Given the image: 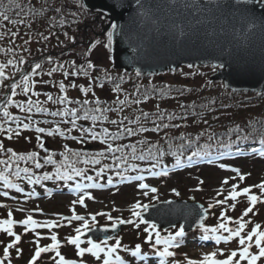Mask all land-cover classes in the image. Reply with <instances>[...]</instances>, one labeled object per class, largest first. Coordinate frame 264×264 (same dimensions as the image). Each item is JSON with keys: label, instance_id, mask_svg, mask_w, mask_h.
I'll list each match as a JSON object with an SVG mask.
<instances>
[{"label": "snow or ice", "instance_id": "1", "mask_svg": "<svg viewBox=\"0 0 264 264\" xmlns=\"http://www.w3.org/2000/svg\"><path fill=\"white\" fill-rule=\"evenodd\" d=\"M175 3L176 0H171ZM250 0H235V5H240L242 3H248ZM264 2V0H261ZM10 4H14L16 15L20 16L21 13L25 15H43L51 10L54 13L62 14L60 23L64 24L63 11L67 8H75L76 11L72 12V16H76L78 13H84L87 11V4L85 0H64L62 6L53 5H41L39 10L35 7V0H30V3L23 5L18 0H10ZM136 4L143 8L141 0H136ZM118 3L113 4V8L119 7ZM191 5L185 4V7ZM231 6V5H230ZM27 8V11H25ZM10 9L5 7L0 10V27H4L6 24L17 25L22 24L24 21L22 19H12L8 14ZM101 15H105L103 12ZM75 22V21H73ZM116 23H111L110 28L106 34L107 43L103 44V47L111 50V45L113 43V37L118 29ZM249 29L255 28L254 23L248 25ZM185 33L183 29H180L179 35L183 36ZM44 41H48L49 36H55V33L49 32L48 35L40 33ZM63 35L71 42L75 43V37L69 36L68 32L65 31ZM19 33L17 31L7 30L0 32V39L9 37L11 39L17 38ZM29 39L24 40V44L29 43ZM58 44H63V41L56 37ZM102 41L97 39L90 44L88 49L85 51L84 56L89 57L94 49L98 45H101ZM0 51L12 53L14 48H0ZM28 52V49H24ZM46 51V49H45ZM31 55V53H29ZM63 55V53H62ZM45 61L51 65L47 72H43L42 64L40 62L34 63L31 66L30 71L26 74L21 72L18 65L25 64L26 60L24 56H20L18 59H8L6 63H0V87L9 88V84L6 83L10 77H14L17 72H21L20 80L17 82H12L10 84V95H3V100L0 101V110H2L3 118L0 120V136L5 137L7 140L11 141L13 139H19L23 135L25 130L34 129L36 135V141L39 149H42L45 153L41 158V153L39 151H27L18 152L12 147H6L4 140L0 138V153H4L5 156L0 158V184L5 189L0 192V197H8V189H15L17 193H25V187H22L17 180H24L27 185H41L43 186V181L56 180L62 181L65 184L71 181H75L74 191L80 192L81 189L84 191L78 196L76 200L72 203V214L70 216H58L59 220L67 221L71 224L72 221H81L79 227L75 228V235H69L66 237V243L68 245H74L76 249V255L80 258L85 257L86 254H90L95 258L97 264H130L129 261L123 259L120 255H114L117 250L121 248V240L119 238L115 239V243L109 244L108 241L113 239L112 237H105L102 241H94L92 238H88L87 246L82 247L81 245L84 241L81 239L84 232L90 231L91 227L89 225V220L85 218L84 215H79L75 211V205H85V199H93L92 194L87 191L91 188H103L104 184L98 181L103 178V174L106 169L115 167L117 171L115 175L120 178V181L130 180V181H141L138 184L140 189H143V195L148 196L149 192L156 193L157 188L150 187L149 184L143 183L145 179L143 175H125L129 169H137L136 164H128V159L131 157L132 160L149 161L148 168L146 169L148 173L152 176H167L168 169L164 165V157L171 154L175 157L174 167H182L184 164L183 159V149L187 147H192L195 144H199L201 137L205 136L207 132V142L196 148L195 151L191 152V155L187 157L188 164L193 162V158H204L211 157V149L215 146L217 149H222L225 151H218L217 156L232 154L233 144H236L235 148L236 155H246L244 149L240 148V141H247L251 133L243 134V129L237 125L235 129H228L229 139L225 141L223 135H218L217 133L210 130L211 125H209V120L205 118L202 112L197 111V107L206 109L207 112L213 113L215 109L210 105L215 104V100H209L207 104L197 105L195 101L191 104H178L180 112H169L167 109L161 108V105L157 103L155 105L154 112L144 111L139 109V115L135 117L134 120L129 119L127 115L123 116L121 119H111L109 120V113H121L124 108L128 105H141L144 102L149 101L153 95L157 96L160 100L168 98L172 92L171 86L165 85L164 87L157 88L153 87L151 92L145 89L141 91L140 86H136L135 92L127 93L124 88L121 87V83H116L115 81L123 82L124 76L118 75L113 76L107 69L103 70V79L99 75H94L96 70V65L91 59H86L85 63L78 64L75 60L71 61H61L60 59H54L53 56L48 55L45 57ZM9 65L16 66L15 72L6 71ZM189 68L193 65L189 64ZM223 64L214 65V68H223ZM170 72L180 71L182 75H189V73H184L182 70H178L175 67L169 69ZM61 73L63 79L58 81L57 87L58 92L61 93L56 97H53L51 93H46V101L41 102L39 99L33 100L31 97H39L40 93L35 90V86L40 84H49L51 81L43 79H34V77L47 75L52 77L54 73ZM141 72L139 69L136 70V76L139 77ZM86 77L88 80L87 85L78 84L75 80L70 79L72 77ZM108 83H114V87L107 89ZM212 82L208 81L206 86H211ZM227 87V85H225ZM23 93L27 100H15L13 97L17 96V89ZM78 89L83 93V98H77L73 100L69 94L68 89ZM96 89L110 91L116 93V98L111 102V104L106 101H102L100 96L97 94ZM192 89H181L179 90V95L183 96L185 92H191ZM235 91V90H233ZM120 93H124V98H120ZM51 102L54 105H61L56 110L50 111L48 107L44 106V103ZM14 105L15 108L20 109L22 113L25 114V119L21 120L19 115H14L9 111V106ZM72 105V106H70ZM78 105L79 107H77ZM92 105V106H90ZM115 105V107H113ZM223 107H226L223 106ZM33 113H43L51 116L53 118H60L59 120H39L34 119ZM192 119V123L202 122L204 125H208L207 129L201 130L195 137H192L189 132H180L181 128L188 127V121ZM214 119H219L218 116H214ZM78 121H91L90 126H83L78 124ZM107 121L110 125H115L116 130L112 131L110 127L104 126V122ZM151 121L152 127H146L145 124ZM167 121V122H165ZM127 122V123H126ZM14 124V126H13ZM52 125L50 127L40 126ZM70 125V126H69ZM77 134L73 135V131ZM169 130H177L179 135H170ZM161 133L163 136L159 138L157 143H151L145 138L144 140L138 141L137 143L141 145H147V148L137 149V143H117V141H122L124 137H135L139 134L146 133ZM237 133L235 141L231 139V134ZM47 137H61L65 140L75 141L80 145H86L91 142H100L105 147L102 150H98L92 153L87 151L75 150L69 146L68 143L63 144V151L59 153L61 159H56L57 153L50 151L45 147L44 136ZM23 139L29 141L31 138L28 136H23ZM175 140H180L182 143L174 144ZM215 141V145L213 144ZM167 145L165 149L164 145ZM259 148H252L251 152L253 154H258L260 157H264V136L259 138ZM175 149V150H174ZM120 153V155H116ZM111 158L116 163L114 165L103 164V166L95 167L101 165V161ZM23 162L24 166H21ZM209 163L212 160L209 159ZM124 165L123 170L121 165ZM47 165H52V171H42L37 170L44 169ZM78 165H84L80 167ZM89 167H92L95 175H89ZM221 168L227 167V165L221 163ZM236 175L233 177H225L221 182V191L217 195H221L223 192V186L229 185L230 181H235L230 184V190L227 195L222 199H217L215 205L223 206L230 201L229 208L235 209L237 207V199L240 197H246L247 206L242 211L238 218H233L231 215H227V210L221 211L222 220L215 226L209 227L205 224V218L208 215V209L212 208L214 205L209 204L208 208L203 209V215L199 216L198 226L203 230L202 240L208 241L212 240L216 244L221 242H230L234 238L238 241V246L235 249H231L225 252L224 249L217 248L214 251L204 253L201 258H191L185 253L183 254L184 259L178 260L175 257L178 255L173 249H178L181 246L182 238L185 236L184 226L180 225L178 230L175 232L168 231L167 235H161L158 225L155 221L146 220L142 215V212L147 211L150 205L141 204L137 201L132 205L131 217L128 219H122L120 217L114 218L110 213L98 212L95 214H89L93 225L95 224L97 216H106L108 220L114 221L110 226L115 229L119 224L131 225L137 230L141 228V225H146L142 231L146 234L145 241L150 244V247L154 250V255L159 258V264H258L264 258V224L261 222H254L252 217L258 214V204L264 203V179L260 180L256 184L241 186V182H244L246 177H250L251 173H242L239 168L231 169ZM144 171V170H141ZM15 178V180L13 179ZM87 181L88 183H84ZM204 181L200 180L199 184H203ZM107 184H113V178L111 175L107 177ZM254 189L256 191H254ZM51 194V190H46ZM175 191V189H173ZM179 195V193H176ZM40 193L35 191L33 188L31 191L25 193L26 198L39 196ZM12 199H16L15 196ZM86 206V205H85ZM0 208H7V217L0 219V232L6 233L8 237L12 238L6 244L0 241V245H3L2 255H0V264H13L12 251L14 250L17 257L22 256L23 250L19 247L22 237L13 230V226L17 223L24 225V232L29 231L35 232V244L34 252L28 260L27 264H38L42 261V254L54 253V256H50L49 260L52 264H85L83 259H69L66 258L64 254L61 253V240L58 239L56 232H52L50 235L51 243L46 245H41V233L37 231L40 228L53 229L60 227V224L56 219H48L44 221H37L33 218L32 212L42 211L40 208H35L29 211L26 218L16 221L13 219V210L8 207L7 204H0ZM23 211V209H19ZM234 223L235 227H230L229 224ZM249 225H252L249 228ZM172 228H176V225H171ZM107 230V227L103 229ZM222 233H227L224 235ZM163 246L158 247V246ZM125 252H130L132 257L138 258L141 261H145L147 258V253L142 254V244L137 243L134 247L129 248L128 245H123ZM254 249L258 250L255 251ZM103 254V255H102ZM222 257V258H221ZM169 258H172L169 260Z\"/></svg>", "mask_w": 264, "mask_h": 264}, {"label": "trees", "instance_id": "2", "mask_svg": "<svg viewBox=\"0 0 264 264\" xmlns=\"http://www.w3.org/2000/svg\"><path fill=\"white\" fill-rule=\"evenodd\" d=\"M23 5H27L30 3V0H18ZM69 3H71V0H68ZM64 3V0H35V7L37 10H39L41 5H53L55 6H62ZM5 7H8L10 11L8 14L12 17V19H22L24 23L17 24V25H11L6 24L4 27H0V32L12 30L17 31L19 33V36L17 38L11 39L9 37H5L4 39H0V48H14V52L8 53L4 51H0V63H6L8 59H18L20 56L25 57V64L18 65V67L21 69V72L26 69V74L28 71H30L31 66L34 65L36 62H40L42 64V70L43 72H47V70L51 67L46 61L45 57L48 55L53 56L54 59H60L61 61H71L75 60L78 64L85 63L86 59H89V57H85L84 53L90 46L92 42L99 39L102 41V44L107 43L106 34L99 35L97 33H100L102 31L103 26L106 24V20L102 15H99L98 12H93L87 10L84 13H78L76 16H72V12L76 11L75 8H67L63 11V19L64 24L62 25L60 23V20L62 18V14H57L49 10L47 13L43 15H25L24 13H21L20 16H17L15 13L17 9H15L14 4H10V0H0V10L4 9ZM25 11H27V8H25ZM75 21V22H73ZM67 31L69 36L75 37V43L69 41L63 33ZM49 32L55 33V36H49L48 41H44L43 37L40 35V33H43L44 35H48ZM29 43L25 45L23 42L24 40L29 39ZM56 37H59L60 41H63L64 43L58 44ZM80 41V42H79ZM27 48L28 52H25L24 49ZM46 49V51H45ZM110 52V50H108ZM31 53V55H29ZM63 53V55H62ZM31 60V61H30ZM189 70H198L201 71L203 75V79L205 80L203 83L198 84H192L190 80L192 78H188L185 81H160V80H153V77L151 76H145L140 75L139 77L136 76L135 72L126 73L123 71L120 72H111L112 75L118 76L122 75L124 76L123 82L115 81L116 83H121V87L125 89L127 93H133L135 92L136 86L141 87V91L143 92L145 89H147L149 92L153 89V87L161 88L165 85L171 86L172 92L168 98H165L163 100H160L157 96L153 95L152 98L142 103L141 105H128L124 108V111L121 113H109V120L111 119H121L123 116L127 115L129 119L134 120L137 115H139V109H142L144 111L148 112H154L155 111V105L159 103L161 105V108L167 109L169 112H176L179 113L181 110L178 107V104H191L193 101L196 102V104L199 106L201 104H207L209 100H215L214 105H210L215 109V112L209 113L206 109L197 107L198 112H202L209 120V125H211L210 130L217 133L218 135H223L225 141L229 139L228 136V129H235L237 125H239L243 129V134L251 133L250 138L247 141H240L239 147L244 149L245 152H251L252 148H259V138L261 136H264V92H235L231 91L229 89H226L222 82L216 81L212 82L211 86L207 85V77L209 74V69H214L212 66H193L192 68L186 67ZM103 69L102 67H98L96 65V70L93 73L94 75H99L103 79ZM178 70H182V68H179ZM8 72H15L16 66L9 65L8 69L6 70ZM59 73V72H57ZM173 73V72H172ZM175 73H180V71H177ZM20 74V72H17L14 77H10L9 80L6 82L9 84V88L0 87V93L10 95V84L12 82H17L20 80V76L18 77V80H15L17 76ZM61 74V73H60ZM46 75V74H45ZM37 76L34 77V79H42L43 76ZM190 75V74H189ZM87 79L86 77L79 76V77H72L70 79L75 80L77 83L81 81V79ZM59 80L51 81L49 84H43L37 85L38 89H35L40 93L39 97L32 96L31 98L33 100L39 99L42 103L46 101V93H51L53 97H56L57 95H60L61 93L58 92V84ZM107 89H111L114 87V83H108ZM39 89H42L40 91ZM181 89H192L191 92H185L183 96L179 95V90ZM75 91L76 93L80 92L78 89H68L69 96L72 95L70 92ZM108 93H111L110 91H107ZM116 93H112L110 98H102V101H106L107 103L111 104V102L116 98ZM73 100L77 98H83V93H78L76 96H70ZM120 98H124V93H120ZM15 100H27V97L23 95V93L20 91V89H17V96L13 97ZM3 100V95H0V101ZM108 100V101H107ZM226 107H223L225 106ZM45 107H48L50 111L56 110L58 107H62L61 105H54L51 102L44 103ZM72 106V105H70ZM79 107L78 105H76ZM92 106V105H90ZM115 107V105H113ZM9 111H11L14 115H19L21 117V120L25 119V114L20 111V109L15 108L14 105L9 106ZM34 119L39 120H59L60 118H53L51 116H48L47 114L43 113H33ZM214 116H218L219 119H214ZM4 119L2 110H0V120ZM192 119L190 118L188 121V127L181 128L180 132H189L191 133L192 137H195L198 132L201 130L207 129L208 125H204L202 122L200 123H192ZM167 122V121H165ZM127 123V122H126ZM78 124H82L83 126L87 127L90 126L91 121H78ZM14 126V124H13ZM40 126L50 127L52 125H43ZM104 126L110 127L112 131L116 130L115 125H110L107 121L104 122ZM146 127L151 128L152 123L151 121L147 122L145 124ZM170 135H179V132L177 130H169ZM73 135H76L77 132L74 130ZM36 133L35 131H27L23 132V135L18 140L22 141L24 144L28 145L29 148H24L23 145H20V147L12 146L13 141L7 140L5 137L0 136L4 140V143L6 147H12L14 150L18 152H27V151H39L41 153V158L45 154L42 149H39L36 141ZM237 133L233 132L231 134V139L235 141ZM23 136H28L31 139L29 141H26L23 139ZM163 136V132L157 134V133H146V134H139L135 137H124L122 141H117V143H137L138 141L144 140L147 138V140L151 143H157L159 141V138ZM45 140H49L47 142L46 148H48L50 151L56 152L57 156L56 159H61L59 156V153L63 151V144L68 143L70 147H72L75 150H81V147H78L79 144L75 141L71 140H65L61 137H47L44 136ZM17 140V141H18ZM56 141V142H55ZM55 143H61L58 146H54ZM207 142V132L205 133V136L201 137L199 144H195L192 147H185L183 149V159L184 164L187 165V157L191 155V152L195 151L197 147L205 144ZM89 143H92L91 141ZM97 146L87 152L92 153L98 150H102L105 146L102 145L100 142H93ZM182 141L175 140L174 144H180ZM77 144V145H76ZM213 144L215 145V141H213ZM165 149H167V145H164ZM237 147L236 144H233L232 147V155H235V148ZM141 148H147V145H141L137 143V149ZM175 150V149H174ZM212 156H217L218 151H225L222 149H217L215 146L211 149ZM116 155H120V153H116ZM231 154H225L221 155L219 159H217L215 162L209 163V161L205 163H201L202 160L208 159L209 157L204 158H193V162L190 164V166H187L182 172L181 170H178L175 172L176 175L180 176L182 174L188 175L190 173L195 172L199 178H202V174L204 172L205 167H211V168H220V164L223 163L225 165H232L237 167L238 165H249L252 169L257 166L258 163L264 161V157H260L258 154H247V155H237L234 157H229ZM5 156L4 153H0V158H3ZM210 157V158H211ZM116 162L113 161L111 158L105 159L101 161V165L95 166L100 167L103 166V164H110L114 165ZM164 165H166L168 168L173 167L175 165V157L171 154H168L164 157L163 160ZM128 164H136L138 167L137 169H129L128 172L125 173V175H135L139 173H147L146 170L149 165V161H140V160H132L131 157L128 159ZM206 165V166H205ZM21 166H24L23 162H21ZM80 167H84V165H78ZM205 166V167H204ZM2 167V166H0ZM124 165H121V169L123 170ZM53 166L47 165L42 170H37L38 172L42 171H52ZM144 170V171H141ZM117 169L115 167L106 169L105 173L103 174V178L100 179L98 182H107V177L109 175L112 176L113 179L119 178L115 175V172ZM94 171L92 170V167H89L88 173L89 175H95L92 174ZM15 180V178H13ZM26 182L24 180H17L23 187L26 189H35V191L39 193H44L46 190L53 189L55 187H67L69 184L75 183V181L68 182L65 184L62 181H56V180H49V181H43L41 185H27V183H21ZM12 191L15 192V190L12 189ZM242 200H245L246 197H240ZM258 208L261 206L258 205ZM261 210V209H260ZM259 212V211H258ZM256 217V216H255ZM256 222H261L264 224V217L262 219H259L256 217ZM24 233V230H23ZM227 234V233H226ZM6 234L1 233L0 241L3 239L2 236H5ZM6 238V237H4ZM6 244V240H2ZM0 249L3 250V245H0ZM45 264H51L52 262L50 260L44 259L42 261Z\"/></svg>", "mask_w": 264, "mask_h": 264}, {"label": "water", "instance_id": "3", "mask_svg": "<svg viewBox=\"0 0 264 264\" xmlns=\"http://www.w3.org/2000/svg\"><path fill=\"white\" fill-rule=\"evenodd\" d=\"M141 2L143 8L136 0H85L87 9L107 13L110 22L104 31L111 23L119 26L112 43L114 69L152 74L181 65L223 64L209 76L211 80H221L235 91H264V2L250 0L238 6L235 0ZM114 3L120 6L113 8ZM250 23L255 28L249 29ZM201 206L170 200L150 206L142 215L163 229L180 223L187 231L198 226ZM105 227L86 234L104 239L119 230L117 226L104 231Z\"/></svg>", "mask_w": 264, "mask_h": 264}, {"label": "rangeland", "instance_id": "4", "mask_svg": "<svg viewBox=\"0 0 264 264\" xmlns=\"http://www.w3.org/2000/svg\"><path fill=\"white\" fill-rule=\"evenodd\" d=\"M80 42V41H79ZM104 44V43H103ZM103 44L98 45L96 49H94L89 56V59L92 60V62L97 65L98 67H102L103 69H107L110 73L112 69L111 68V57L109 54V49L103 47ZM184 73H189L190 75H182L181 72L178 73H164L162 76H156L153 78L154 81L160 80V81H185L188 78H192L190 82L192 84H198L203 83L205 80L203 79V75L201 71L198 70H189L187 68H183ZM113 74V73H111ZM43 80H60L63 79V76L61 74H53L52 77H48L47 75L43 76ZM88 80L83 78L81 79L78 84H85L87 85ZM35 89L37 88V85L35 86ZM42 91V89H39ZM97 94L100 96V98H110L112 95L111 93H108L107 91L96 89ZM72 95L70 96H76L78 92L76 93L74 90L70 92ZM47 99V97H45ZM108 101V100H107ZM13 141L12 146L20 147V145H23L24 148H29L28 145L24 144L21 140L17 141V139L11 140ZM32 147V146H31ZM232 168H239L242 173H251L250 177H246L244 182H241V186H248L252 184L258 183L260 180L264 179V161L257 164L255 168H251L249 165H238L237 167L232 165H227L225 168H211V167H205L204 172L202 174V178H199L195 172L190 173L188 175L182 174L180 176L178 175H169L168 178L162 179L160 177H145V179L142 181L143 183H147L150 185V187L157 188L156 193L149 192L148 196L143 195V189H140L138 187V184L141 181H126L122 185H118L116 187L114 186H108L106 188H91L87 189L92 196L93 199H85V205H75V211L79 215H84L86 219L89 220L90 227L93 226H99L102 224H109L111 225L114 221H110L107 219L106 216H97L95 224L93 225V222L91 221V217L89 214H95L98 212H105L110 213L114 218L120 217L122 219H128L131 217L132 213V205L135 204L137 201H139L141 204H147L151 205L154 203H158L160 201H166L169 199H187V200H193L202 203L203 205L207 206L209 204H213L214 206L210 208V215L208 218V226L212 227L217 225L221 222V211L227 210L226 214L231 215L234 219L238 218L244 208L247 206V201L242 200L241 198H238L236 203L237 207L233 210L229 208V204L232 203V201L229 200V202L223 206H217L215 205V201L217 199H222L224 196L227 195V192L230 190V184L235 181H230L229 185L223 186V192L221 195H217L218 192L221 191V182L225 177H233L236 174L231 170ZM203 180V184H199V181ZM175 189V191H173ZM84 191V189H81L80 192L77 191H68L66 194H58L50 198L46 197H38L35 198L33 201L26 202V201H20V200H14V199H7V198H0V204H7L8 207H10L13 210V219L15 220H22L26 218L29 211L35 208H40L42 211H35L32 212L33 218L37 221H44L48 219H56L57 222L60 224V227L53 228V229H46V228H40L37 229L38 232L41 233V245H46L51 243L50 235L52 232H56L58 235V239L63 241L61 244V253L66 256V258L69 259H83L76 255V249L74 245H68L66 243V237L69 235H75V228L79 227L82 223L81 221H72L71 224H68L67 221H62L58 219V216H70L72 214V201L76 200L78 196ZM254 191H256L254 189ZM179 193L177 195L176 193ZM261 207L258 208V214L256 217L259 219H262L264 217V203L258 204ZM2 211L6 213L7 217V208H0ZM19 209H23V211H20ZM261 209V210H260ZM256 217H252L253 221L256 222ZM3 218V219H4ZM263 224V223H262ZM146 225H141V228L137 230L131 225H125L122 227L121 231L118 233V236L113 238L111 241L113 244L115 243V239L119 238L121 240V248L117 250V253L114 255H120L123 259L126 261H129L130 264H159V258L155 257L153 254L154 250H146L145 247L148 245V243L145 241L146 234L143 233L142 229ZM230 227H235L234 223L229 224ZM252 225H249V228ZM175 232V231H172ZM17 234L22 236L21 231H18ZM224 235H227L226 233H222ZM167 235L166 234H161ZM203 235V230H200V232H197L196 229L194 231H190L185 233V236L182 238L180 249L174 250L178 253V255L175 257V259L183 260L184 256L183 254H187L188 257L191 258H201L204 253L214 251L217 248L224 249L225 252L235 249L238 246V241L234 238L230 242H221L220 244H216L212 240H202L201 236ZM21 243L19 247L22 248L23 254L20 257L16 256V253L14 250L12 251V259L13 264H27L30 254L34 252L35 244V234H31L29 236H22ZM84 243L81 245L82 247L87 246V239L84 237L82 238ZM96 241V240H94ZM141 243L142 244V254L147 253V258L145 261H141L138 258L132 257L130 252H125L123 249V245H128L129 248H132L135 246V244ZM162 246V245H161ZM255 251H258L254 249ZM123 252L121 254V252ZM72 255L75 254L74 257ZM0 255H2V249H0ZM103 255V254H102ZM47 257L54 256V253H48L46 254ZM89 259L84 260L85 264L91 263V264H97L95 261V258L92 257L90 254H86ZM222 258V257H221ZM172 258H169L171 260ZM38 264H40L38 262ZM242 264H246V262H242ZM258 264H264V258L261 259V261H258Z\"/></svg>", "mask_w": 264, "mask_h": 264}]
</instances>
